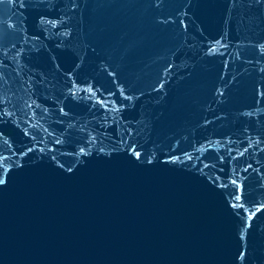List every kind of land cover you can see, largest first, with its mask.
Wrapping results in <instances>:
<instances>
[{"label": "water", "instance_id": "water-1", "mask_svg": "<svg viewBox=\"0 0 264 264\" xmlns=\"http://www.w3.org/2000/svg\"><path fill=\"white\" fill-rule=\"evenodd\" d=\"M0 264H264V0H0Z\"/></svg>", "mask_w": 264, "mask_h": 264}]
</instances>
